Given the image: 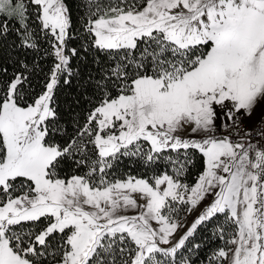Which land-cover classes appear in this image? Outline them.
<instances>
[{"label":"snow or ice","instance_id":"6c2138e0","mask_svg":"<svg viewBox=\"0 0 264 264\" xmlns=\"http://www.w3.org/2000/svg\"><path fill=\"white\" fill-rule=\"evenodd\" d=\"M0 264H264V0H0Z\"/></svg>","mask_w":264,"mask_h":264}]
</instances>
